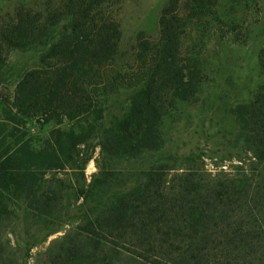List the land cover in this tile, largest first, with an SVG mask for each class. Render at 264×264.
<instances>
[{
    "label": "trees",
    "instance_id": "16d2710c",
    "mask_svg": "<svg viewBox=\"0 0 264 264\" xmlns=\"http://www.w3.org/2000/svg\"><path fill=\"white\" fill-rule=\"evenodd\" d=\"M105 1L20 6L0 24V71L10 50L38 54L11 99L0 95V223L56 221L76 207L81 223L59 248L69 259L78 251L76 264H264V46L248 98L231 109L237 132L221 133L238 147V166L215 163L211 173L193 151L164 153V121L196 103L205 79L202 54L179 57L184 22L169 4L158 41L140 39L137 70L121 73L120 30ZM255 1L231 0L240 12L220 15L216 0H186V17L229 38ZM117 91L127 95L109 115L105 98ZM26 118L56 128L36 144Z\"/></svg>",
    "mask_w": 264,
    "mask_h": 264
},
{
    "label": "rangeland",
    "instance_id": "374dc122",
    "mask_svg": "<svg viewBox=\"0 0 264 264\" xmlns=\"http://www.w3.org/2000/svg\"><path fill=\"white\" fill-rule=\"evenodd\" d=\"M48 1L0 0V24L20 6L36 10ZM230 1L216 0L220 15L228 10L230 14L236 10L240 12ZM169 4L173 5L176 17L184 22L179 57L186 64L193 53L202 54L205 79L196 103L174 108L177 109L175 113L171 109V116L175 119L164 121V153L181 156L193 151L202 157L203 168L208 172L213 173V164L217 163L223 165L225 171L234 173L238 166V147H228L227 141L233 138H223L221 133L232 132L234 136L237 132L231 109L248 98L257 80V55L264 46V0H256L247 8L243 24L229 38H218V34L213 33L215 28L189 20L186 17V0H106L102 12L120 30L113 65L115 70L126 74L137 70L138 41H158L161 14ZM37 58L34 50L8 51L5 66L0 71V95L11 99L16 78L23 69L34 66ZM126 95L127 92L117 91L105 98L109 115L117 112ZM25 121L27 134L36 144L56 128L53 123H41L35 118H26ZM98 158L99 149L96 148L84 169L86 184L97 171L95 160ZM77 216L76 207H72L62 211L58 220L46 223L10 216L5 221L1 220L0 225L2 222L4 225L0 229V264H76V259L82 260L77 256L78 251L73 252L72 259H69L59 248L72 239L61 240L81 223Z\"/></svg>",
    "mask_w": 264,
    "mask_h": 264
}]
</instances>
